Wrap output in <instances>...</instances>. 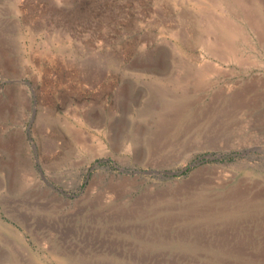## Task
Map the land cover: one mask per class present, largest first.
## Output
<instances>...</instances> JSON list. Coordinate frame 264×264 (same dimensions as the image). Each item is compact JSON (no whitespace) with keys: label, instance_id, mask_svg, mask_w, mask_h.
<instances>
[{"label":"rangeland","instance_id":"374dc122","mask_svg":"<svg viewBox=\"0 0 264 264\" xmlns=\"http://www.w3.org/2000/svg\"><path fill=\"white\" fill-rule=\"evenodd\" d=\"M213 1L0 0V264H264V46Z\"/></svg>","mask_w":264,"mask_h":264},{"label":"bare ground","instance_id":"6f19581e","mask_svg":"<svg viewBox=\"0 0 264 264\" xmlns=\"http://www.w3.org/2000/svg\"><path fill=\"white\" fill-rule=\"evenodd\" d=\"M212 3L220 8L227 7L236 17H238V20H234L230 16H225L223 18L209 17V30L210 32L217 34L215 38L211 36V45L209 47V52L211 54L217 55V53L220 52L219 48L221 47L222 51L227 56L232 58L237 56L238 47L235 41L238 38L242 39L243 42L247 41V35L243 34V32L247 31H243L244 26L246 25L252 29L258 42L264 46V5H262L263 3L260 0H215ZM219 35L224 39L221 43ZM222 38L220 39L222 40ZM208 67H206V70H198L197 77L207 74L209 70Z\"/></svg>","mask_w":264,"mask_h":264},{"label":"water","instance_id":"95a60500","mask_svg":"<svg viewBox=\"0 0 264 264\" xmlns=\"http://www.w3.org/2000/svg\"><path fill=\"white\" fill-rule=\"evenodd\" d=\"M69 196V194H67Z\"/></svg>","mask_w":264,"mask_h":264}]
</instances>
